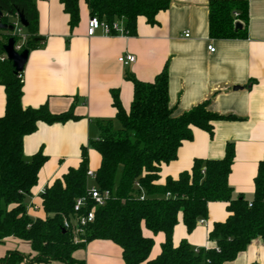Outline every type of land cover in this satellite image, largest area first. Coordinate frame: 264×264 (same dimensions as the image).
I'll list each match as a JSON object with an SVG mask.
<instances>
[{"label": "trees", "instance_id": "1", "mask_svg": "<svg viewBox=\"0 0 264 264\" xmlns=\"http://www.w3.org/2000/svg\"><path fill=\"white\" fill-rule=\"evenodd\" d=\"M79 1L60 0L70 31L79 22ZM83 1L90 17L108 25L121 22L126 36L136 34L139 17L154 25L156 15L167 10L171 2ZM207 8L211 38L242 37L241 30H235V24L246 25L248 6L245 1L211 0ZM0 12L2 23L11 25L18 15L27 23L26 39L20 52L35 50L43 44L44 39L38 35L33 0H0ZM11 37L16 44L19 39L10 32L0 36V55L4 54L3 45ZM21 74L15 76L11 64L6 59L0 61V86L5 94L4 114L0 117V245L13 238L27 244L33 256L12 251L0 258V264H85L73 254L94 240L117 245L123 264H224L244 252L253 240L258 239L264 245V157L258 163L251 201L241 195L232 197L228 177L234 151L230 144L226 145L222 159H194L189 171L159 183L161 167L176 160L181 145L192 140L193 128L212 135V122L234 119L211 113L207 101L175 115V109L169 105L166 68L150 83L126 77L133 84L128 111L122 108L118 93L112 92L115 122L119 128L115 129L111 120L97 122L98 138L90 140L87 147H81L76 168H69L45 187L40 195L43 218H31L25 201L37 185L39 171L47 157L38 151L26 161L23 139L36 131L38 123L65 124L78 117L72 108L52 114L46 104L37 108L23 107ZM89 149L100 157L92 186L99 192L108 191L110 197L95 211L94 221L83 229L79 236L82 242L74 243L70 231L63 229V220L73 216L75 200L86 196L89 190L86 176ZM135 183L144 193L142 201L138 200L140 190L135 188ZM211 202L225 203L228 212L227 219L214 223L208 233L213 247L195 251L185 240L174 246L172 235L179 219L186 233H191L200 220L207 218V205ZM90 207L89 202L87 209ZM143 229L152 235L164 236L160 253L153 260H149L153 239L145 237Z\"/></svg>", "mask_w": 264, "mask_h": 264}, {"label": "crops", "instance_id": "2", "mask_svg": "<svg viewBox=\"0 0 264 264\" xmlns=\"http://www.w3.org/2000/svg\"><path fill=\"white\" fill-rule=\"evenodd\" d=\"M33 1L38 35L44 42L29 51L21 74V104L25 108L46 104L52 114L72 108L78 119L65 124L38 123L36 131L23 139L26 161L38 151L47 157L37 185L25 201L31 218H43L41 192L69 168H76L81 147L98 138L97 122L111 120L114 127L118 124L112 92L118 93L122 108L128 111L133 84L126 77L150 83L164 68L168 74L169 105L175 115L207 101L211 113L234 119L212 122V135L193 128L192 140L181 145L176 160L161 167L159 183L189 171L194 159H222L230 144L234 151L228 177L232 197L241 195L251 201L258 163L264 157V0H243L248 6V19L240 29L242 37L234 39L209 36L207 5L211 0H171L169 8L156 15L154 25L147 24L143 17L137 18L134 36H105L97 31L92 37L86 34L90 15L83 0L78 3L79 22L72 31L60 0ZM22 32L25 35L24 29ZM209 46L213 52L208 51ZM122 55H133L135 62L120 65L117 58ZM4 109L5 94L0 86V117ZM99 164V155L89 149L88 171L95 174ZM88 182L92 186L93 181ZM227 217L225 203L211 202L205 223H198L191 233H186L179 219L172 243L177 246L185 240L195 250L209 249L213 247L208 240L212 225ZM143 235L153 239L149 254V260H153L160 253L164 236L152 235L145 229ZM12 251L33 256L27 244L8 238L0 245V258ZM73 257L85 264H123L121 249L103 240L89 242ZM253 263L264 264V245L258 239L224 264Z\"/></svg>", "mask_w": 264, "mask_h": 264}, {"label": "built area", "instance_id": "3", "mask_svg": "<svg viewBox=\"0 0 264 264\" xmlns=\"http://www.w3.org/2000/svg\"><path fill=\"white\" fill-rule=\"evenodd\" d=\"M11 25L14 29L12 36H15L19 39L18 42L14 44V49L16 52H20L21 47L25 43L26 39L24 33L22 32L23 28L21 27L18 19H16ZM97 31L101 32L105 36H126L121 22H114L112 25H108L107 23L98 20L96 17H90L87 23L86 34L88 37H92ZM184 36L188 37V33H185ZM208 51L213 52L214 49L209 46ZM5 59V55L3 54L0 57V61ZM117 62L122 66H128L135 62V57L133 55H122L117 58ZM19 81L23 84L22 76H19ZM86 176L88 180L90 179L94 181L95 179V174L90 171H87ZM134 186L136 189L140 190L138 200L142 201L144 199V193L141 190V187L138 183H135ZM43 192L44 190L41 192V194ZM166 196H169V194ZM109 197L110 194L108 191L99 192L95 187L90 186L86 196L75 200L73 206V216L70 219L63 220V229L70 231L74 243L82 242L79 240V236L83 234V229L94 221L95 211L104 206ZM89 202L91 203V207L87 209ZM198 223L204 224L205 220H200ZM215 251L218 252V249L215 248Z\"/></svg>", "mask_w": 264, "mask_h": 264}, {"label": "water", "instance_id": "4", "mask_svg": "<svg viewBox=\"0 0 264 264\" xmlns=\"http://www.w3.org/2000/svg\"><path fill=\"white\" fill-rule=\"evenodd\" d=\"M3 18V14L0 12V31H7V32H13V26L8 25L6 23H2L1 20ZM20 25L22 28H25L27 26V23L23 19L22 15H18L17 17ZM241 29V25L239 23L235 24V30ZM15 41L11 37L8 39V41L3 45V53L5 55L6 60L11 64L13 74L15 76L19 75L23 72L24 66L27 62L29 51L22 50L21 52H16L14 49ZM239 87H234L233 90H238Z\"/></svg>", "mask_w": 264, "mask_h": 264}, {"label": "rangeland", "instance_id": "5", "mask_svg": "<svg viewBox=\"0 0 264 264\" xmlns=\"http://www.w3.org/2000/svg\"><path fill=\"white\" fill-rule=\"evenodd\" d=\"M10 21L13 22L11 19H10ZM23 29H24V28H23ZM6 32H7V31H5V33H6ZM5 33H4L3 31H1V35H2V34H5ZM10 34H12V32H11ZM1 35H0V36H1ZM114 128H115V129L119 128L118 124H115V127H114ZM90 184H91V183H90Z\"/></svg>", "mask_w": 264, "mask_h": 264}]
</instances>
